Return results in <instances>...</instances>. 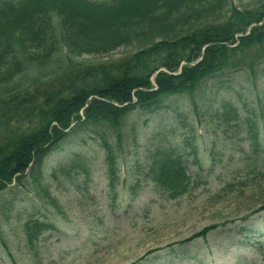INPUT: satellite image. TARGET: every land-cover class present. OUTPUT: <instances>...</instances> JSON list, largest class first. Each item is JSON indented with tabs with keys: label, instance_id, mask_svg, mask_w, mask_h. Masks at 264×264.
<instances>
[{
	"label": "trees",
	"instance_id": "obj_1",
	"mask_svg": "<svg viewBox=\"0 0 264 264\" xmlns=\"http://www.w3.org/2000/svg\"><path fill=\"white\" fill-rule=\"evenodd\" d=\"M120 47L131 51L96 64L80 60ZM263 62L264 0L240 6L232 0H0V194L27 178L43 188L46 158L90 127L104 145L113 183L114 147L128 115L155 111L164 98L200 94L219 75L238 73L256 83ZM218 112L224 120L241 114L232 102ZM89 166L73 154L52 175L59 170L71 179L73 167L86 173ZM148 174L171 197L192 184L182 155L167 147H158ZM6 209L0 200V224ZM53 227L34 217L24 221L32 257ZM214 229L208 225L190 239Z\"/></svg>",
	"mask_w": 264,
	"mask_h": 264
},
{
	"label": "rangeland",
	"instance_id": "obj_2",
	"mask_svg": "<svg viewBox=\"0 0 264 264\" xmlns=\"http://www.w3.org/2000/svg\"><path fill=\"white\" fill-rule=\"evenodd\" d=\"M130 51L80 60L96 64ZM261 69L256 83L223 74L200 94L164 98L155 111L128 115L114 147L113 183L93 129L74 134L46 158L43 188L27 178L0 194L7 206L0 264H264V211L254 212L264 205V62ZM230 102L241 114L224 120L218 110ZM160 146L185 160L192 177L186 193L171 197L148 174ZM73 154L89 160L88 172L73 167L71 179L59 170L53 176ZM30 217L54 225L35 257L22 229ZM212 224L205 237L190 239Z\"/></svg>",
	"mask_w": 264,
	"mask_h": 264
}]
</instances>
